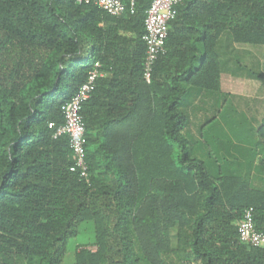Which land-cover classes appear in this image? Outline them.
I'll return each mask as SVG.
<instances>
[{"label":"trees","instance_id":"1","mask_svg":"<svg viewBox=\"0 0 264 264\" xmlns=\"http://www.w3.org/2000/svg\"><path fill=\"white\" fill-rule=\"evenodd\" d=\"M151 3L0 0V264H263L237 223L251 207L264 232V118L223 91L219 48L264 45V0H183L147 82ZM98 61L85 178L54 132ZM86 222L95 237L67 263Z\"/></svg>","mask_w":264,"mask_h":264},{"label":"built area","instance_id":"2","mask_svg":"<svg viewBox=\"0 0 264 264\" xmlns=\"http://www.w3.org/2000/svg\"><path fill=\"white\" fill-rule=\"evenodd\" d=\"M183 0H152L145 18V31L142 39L146 45V58L144 61V78L150 82L159 56L166 52V40L169 24L177 15V6ZM98 7L113 16H121L126 11L134 13L136 0H96ZM106 76L103 64L95 63L88 73L86 81L78 88L73 97L63 105L64 123L59 125L54 137L68 135L70 147L75 154L72 171H78L87 178L89 166L86 158V126L81 113L83 103L90 98L96 86V80ZM240 241L262 249L264 252V232L259 231L255 224V214L251 207L244 210L243 217L238 221ZM264 264V260H263Z\"/></svg>","mask_w":264,"mask_h":264},{"label":"crops","instance_id":"3","mask_svg":"<svg viewBox=\"0 0 264 264\" xmlns=\"http://www.w3.org/2000/svg\"><path fill=\"white\" fill-rule=\"evenodd\" d=\"M221 46L222 61L226 63L221 77L222 89L231 94L233 105L244 113L254 126H258L264 118V98L262 104L249 100L251 97L247 92H250V89L247 90L246 86L250 83L246 81V77L259 76L256 72L248 73L245 68L247 69L252 63H264V47L254 48L244 43H231L225 37ZM262 177L264 178V175Z\"/></svg>","mask_w":264,"mask_h":264},{"label":"rangeland","instance_id":"4","mask_svg":"<svg viewBox=\"0 0 264 264\" xmlns=\"http://www.w3.org/2000/svg\"><path fill=\"white\" fill-rule=\"evenodd\" d=\"M249 47H264V45H254V44H245ZM221 56H223V50L221 49V45L219 48ZM245 70L249 72H256L259 77H246V81L249 82L246 86L247 90L250 89V92H247L248 95L251 97L249 100L254 101L256 104L261 103L264 98V63H252L247 69ZM252 83H254V86H252ZM259 88H261L259 91H257ZM256 89V90H255ZM252 103V102H251ZM197 116H193V124H192V130L197 131V128L199 126L200 119L202 117V112H198ZM200 117V119H199ZM95 232L94 228L91 226L90 222L82 223L80 226V232L77 236L71 237L68 241V254L65 258V262L70 263L74 260L73 252L75 250V247L77 244H83L87 243L90 240L94 239ZM175 242V238L173 239Z\"/></svg>","mask_w":264,"mask_h":264}]
</instances>
